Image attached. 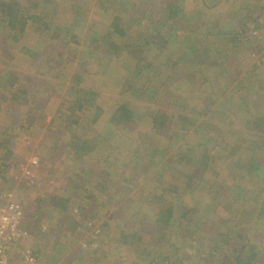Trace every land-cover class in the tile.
I'll list each match as a JSON object with an SVG mask.
<instances>
[{"label": "rangeland", "instance_id": "1", "mask_svg": "<svg viewBox=\"0 0 264 264\" xmlns=\"http://www.w3.org/2000/svg\"><path fill=\"white\" fill-rule=\"evenodd\" d=\"M166 1L0 0V192L40 264H264V0Z\"/></svg>", "mask_w": 264, "mask_h": 264}, {"label": "built area", "instance_id": "2", "mask_svg": "<svg viewBox=\"0 0 264 264\" xmlns=\"http://www.w3.org/2000/svg\"><path fill=\"white\" fill-rule=\"evenodd\" d=\"M256 22L264 32V13L262 18L258 14ZM251 34L256 32L252 30ZM15 204L11 192H0V264H40L34 253L23 247L27 231L22 226V213Z\"/></svg>", "mask_w": 264, "mask_h": 264}, {"label": "trees", "instance_id": "3", "mask_svg": "<svg viewBox=\"0 0 264 264\" xmlns=\"http://www.w3.org/2000/svg\"><path fill=\"white\" fill-rule=\"evenodd\" d=\"M172 2H173V0H167L164 4L167 6V8H171L170 11H169V13L171 12L174 15L176 13V11L172 7L173 6L175 7V4H173ZM0 9H1L0 11H2V6L1 5H0ZM9 16L10 17H9V20L7 21V23L9 24V26H11V28H14L15 17H12L11 15H9ZM244 19L245 18L240 15V18H239L240 23L241 22H244L246 24V22L244 21ZM172 22H173V25H178L182 29H185L186 28V27L180 25L181 23L177 22L176 19L172 20ZM16 28H18V27H16ZM235 34H237V33H235L233 31V35H235ZM123 113L129 114L127 108L124 107V106L123 107L121 106L111 116V118H110L111 122L113 124H116L117 122H120V119H121L120 117H122V114ZM154 124L155 123H153V125ZM255 146H256V148H260L261 150L264 151V147L263 148L259 147V144L257 142H256ZM143 168L146 169L147 166L143 165ZM183 211L184 212H181V216H180L179 220H183V219L187 218L186 211H188V209L187 208H183ZM156 213H157V218L154 221V223H156V226L152 227L150 225V226H148L147 230H149V231L151 230L150 231V237L151 238H152V234L154 235V237H156V240H157L156 241V244L159 247V246H162L163 243L165 244L168 241L167 240L168 239V236L166 234V229H167L166 227L168 225H170V221L173 220V215L175 213V209L173 207L172 208L166 207V208H164V210L159 209ZM180 224H182V223H179L178 222V226L177 227L181 226ZM159 229H160L161 233H160V236L158 238L157 237V234L159 232ZM154 237L152 239H154ZM242 251H243V246L241 247L239 253L242 254ZM235 264H249V259H246L244 256L239 257V258L236 259Z\"/></svg>", "mask_w": 264, "mask_h": 264}, {"label": "crops", "instance_id": "4", "mask_svg": "<svg viewBox=\"0 0 264 264\" xmlns=\"http://www.w3.org/2000/svg\"><path fill=\"white\" fill-rule=\"evenodd\" d=\"M215 1H218V0H215ZM230 4L233 5L232 3H230ZM232 16H234V18H230L228 20V23H229L228 25H230L229 29H231V31H233L232 30V29H234L233 27H235V26H237V25L240 24V21H239L240 13H239V11H237V9L235 7L232 8ZM150 64H152V63H149L148 65H150ZM157 65H161L160 66L161 68L163 67L162 64H157ZM99 96L101 97L100 94H99ZM113 114H114V111H110V113H108V117H106V118L103 117L102 114H99V115H97L98 119L96 121H94V122L95 123H100L102 125L100 128H103L104 129V128L110 127L113 130V132H115L114 128L111 126V123L112 122H111V120H109ZM109 122H111V123H109ZM153 128H155L153 125H150L149 127L146 128V135L148 137H150V135L153 133ZM120 130H122V129L120 128ZM113 132H109V133H113Z\"/></svg>", "mask_w": 264, "mask_h": 264}]
</instances>
